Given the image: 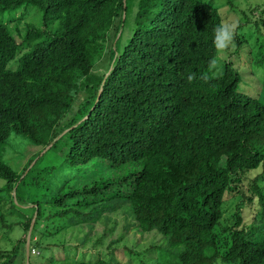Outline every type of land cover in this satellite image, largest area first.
<instances>
[{"label": "trees", "instance_id": "16d2710c", "mask_svg": "<svg viewBox=\"0 0 264 264\" xmlns=\"http://www.w3.org/2000/svg\"><path fill=\"white\" fill-rule=\"evenodd\" d=\"M136 1L131 35L121 44ZM32 8L42 23H28L21 43L0 21V152L11 137L50 152L62 148L75 172L67 182L83 188L46 200L62 209L55 216L77 206L103 214L126 203L136 222L126 231L162 238L148 249L156 257L140 264H264V102L240 89L233 61L213 69L220 53L214 29L224 22L219 8L206 0H0V16L12 13L10 24ZM258 10L243 11L234 39L240 50L258 31L243 60L264 70ZM246 26L255 31L244 38ZM0 179L1 191H15L19 200L22 174L1 157ZM111 187L115 192L96 198ZM33 205L41 216L40 204ZM254 205L263 225L248 230L244 211ZM84 216L69 225L97 222ZM33 241L31 235L30 254ZM22 243L0 249V264H26L27 238ZM78 248L69 252L83 259L74 264H125Z\"/></svg>", "mask_w": 264, "mask_h": 264}, {"label": "rangeland", "instance_id": "374dc122", "mask_svg": "<svg viewBox=\"0 0 264 264\" xmlns=\"http://www.w3.org/2000/svg\"><path fill=\"white\" fill-rule=\"evenodd\" d=\"M206 1L219 8V13L223 17L224 22L234 26V37L236 36L235 33H237L236 27L241 24L242 21H245L243 11L251 12L255 9H259L258 12L254 11L255 16H259L260 11L264 9V0ZM228 1H232V7L227 6L231 4L226 5ZM136 11L137 1L134 5L130 6L121 44L126 43L131 35ZM21 13L22 10L18 11L13 19L21 17ZM27 14L28 18L11 24V18L9 17L12 13L8 12L0 16V21L6 22L7 24L9 23L10 30L19 43L22 42L25 28L28 23H33L36 26L42 23V15L37 9H29ZM258 20L260 22L261 19ZM250 28L251 26L243 27L242 30L239 31V34L242 35L241 37L246 38L251 31H255V28ZM253 36L254 38L250 42L244 43L240 50H238V47L235 45L234 39L235 46L229 47L228 51L219 53L213 65V69L216 70V68L223 65L225 61H233L234 66L241 75L242 80L240 89L250 96L260 97L264 102V70L258 69L257 67L250 68L245 65L243 60L245 48L255 45V38L258 36V31L249 36V38ZM262 38L260 43L264 41V34ZM253 51L259 53L257 50ZM61 149L62 148L59 147V149L50 152L47 148L43 150L33 146L28 141L15 139L13 137H11L6 146L1 149V159L15 172L22 174L24 183L18 188V200L15 191H13L12 194H8L7 191H1V189L6 186V183L0 179V200H2L0 215H4L2 219L0 217V220H4L3 222L5 224L2 226L0 223V249L9 251L16 245L22 246L23 249L22 241L26 239L29 234V232L26 233L24 226L29 219H32V235H34L36 239V242H32V247L36 249V252L35 255L31 254L29 260H26V264H74L73 261H71L72 259L77 260L80 257V259L83 260L81 255H78L79 257H74L76 253H69L75 252L76 247H79L78 249L82 252L89 251L88 253H84V256L87 254L91 256L93 252L97 255L99 252L104 251L110 255H115L119 261L125 264H140L139 261L141 259L145 261L154 259L156 257L155 253L151 252V250L148 252V249L154 244L160 245L162 238L157 233L146 234L135 230V228H130L126 231L128 226L136 223L131 214L130 206L126 203H123L122 207L116 211L103 214H97V210L94 209L95 207L86 209L77 206L76 210L69 211V213L64 216H55V213L62 209L58 208L52 202L47 204L45 201L60 198L61 194H69L71 191L81 190L83 188L82 183H74V181L67 182L72 179L75 172L71 171L69 167L65 165V153ZM31 160L33 161L29 166ZM28 166L29 168L24 172ZM254 175L255 174H252V176ZM112 191L115 192L113 187L108 190L105 189L104 192L98 194L96 198L100 199L101 197L108 196ZM82 197L83 196L76 197V202L80 201ZM66 199H70L68 202L70 207L75 204V199L69 197ZM34 203L40 204L41 216H38V208L37 205H33ZM103 203L105 204L107 202ZM113 204H116V202L112 203V205ZM258 212L256 205L245 209L244 226L246 229L251 230L254 226L263 225L261 219L259 220V216L257 215ZM87 214L97 216V222L95 224L89 222L75 226L69 225L70 221H80L85 217L84 215ZM102 235L105 236L104 244L94 247L93 245H95L97 239ZM121 238H123V240L117 243V245L115 244L113 247H110L111 249H107L111 242L118 241ZM85 239L91 242L88 243L87 246L80 245ZM25 248H27V244ZM22 249L20 253V255H22L20 257L21 259L24 255ZM70 255L71 257L68 258ZM89 256H87V259H90ZM12 264H17V259H15V262Z\"/></svg>", "mask_w": 264, "mask_h": 264}, {"label": "clouds", "instance_id": "9594fccd", "mask_svg": "<svg viewBox=\"0 0 264 264\" xmlns=\"http://www.w3.org/2000/svg\"><path fill=\"white\" fill-rule=\"evenodd\" d=\"M233 33H234V26L229 25L226 22H222L214 29L213 45L218 52H224L227 49H229V47L235 46ZM194 78H195L194 74L189 75L188 80L191 81ZM30 252H31V248H30Z\"/></svg>", "mask_w": 264, "mask_h": 264}, {"label": "water", "instance_id": "95a60500", "mask_svg": "<svg viewBox=\"0 0 264 264\" xmlns=\"http://www.w3.org/2000/svg\"><path fill=\"white\" fill-rule=\"evenodd\" d=\"M101 95H102V90L99 93L97 101H99ZM66 133H67V131H65L62 135L66 134ZM50 147L51 146H49L47 149H50ZM32 229H33V224H32V226L30 228V231H29V234H28V237H27V248H26V254H27L26 258H27V260H29V258H30V242H31Z\"/></svg>", "mask_w": 264, "mask_h": 264}, {"label": "built area", "instance_id": "2783aa9c", "mask_svg": "<svg viewBox=\"0 0 264 264\" xmlns=\"http://www.w3.org/2000/svg\"><path fill=\"white\" fill-rule=\"evenodd\" d=\"M33 253H35V251H33Z\"/></svg>", "mask_w": 264, "mask_h": 264}]
</instances>
